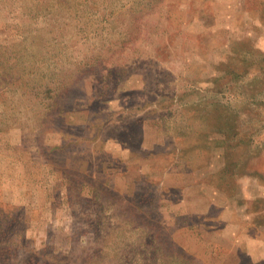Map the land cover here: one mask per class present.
Segmentation results:
<instances>
[{
	"label": "rangeland",
	"instance_id": "obj_1",
	"mask_svg": "<svg viewBox=\"0 0 264 264\" xmlns=\"http://www.w3.org/2000/svg\"><path fill=\"white\" fill-rule=\"evenodd\" d=\"M0 264H264V0H0Z\"/></svg>",
	"mask_w": 264,
	"mask_h": 264
}]
</instances>
